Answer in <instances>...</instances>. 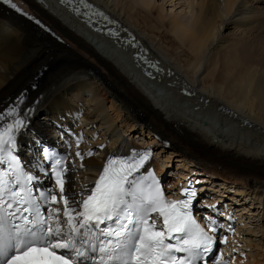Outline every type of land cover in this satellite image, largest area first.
<instances>
[{
    "label": "bare ground",
    "instance_id": "1",
    "mask_svg": "<svg viewBox=\"0 0 264 264\" xmlns=\"http://www.w3.org/2000/svg\"><path fill=\"white\" fill-rule=\"evenodd\" d=\"M20 1L68 46L58 45L0 5V111L16 108L15 116L5 115L0 122L25 120L27 126L18 137L22 145L31 131L51 137L50 124L82 134L87 149L80 151L86 156L68 167L65 187L70 197L76 193L75 200L82 198L84 186L92 187L108 156L141 151L143 145L124 136L121 127L125 133L151 134L145 143L152 147L166 144L175 149V161L186 164L172 172L187 171L180 176L188 175L201 185L207 181V191H230L264 210V12L245 13L259 8L254 3L264 5V0H197V10L187 20L175 13L160 14V7L150 0H90L136 38L122 44L137 41L136 47L159 59L161 69L149 80L155 88L118 56L129 61L134 48L123 51L109 44L54 0ZM226 29L232 34H223ZM2 102L11 106L1 108ZM40 111L42 120L37 117ZM147 164L161 169L153 159ZM166 180L169 186L178 185ZM258 213L260 218L264 215ZM236 235L234 239L241 238ZM258 245L252 264H264V242ZM243 263L244 257L238 256L231 262Z\"/></svg>",
    "mask_w": 264,
    "mask_h": 264
},
{
    "label": "snow or ice",
    "instance_id": "2",
    "mask_svg": "<svg viewBox=\"0 0 264 264\" xmlns=\"http://www.w3.org/2000/svg\"><path fill=\"white\" fill-rule=\"evenodd\" d=\"M4 3L20 10L11 0ZM5 115L15 116L16 108L0 114V120ZM26 126L25 120L16 117L0 127V163L7 162L9 167V171H0V264H85L89 260L92 264H196L212 251L214 237L192 214L196 190L184 188L181 194L186 198L169 200L152 170L147 176L137 175L151 159L150 149L108 156L94 186H84L86 191L80 193L82 199L77 205L73 198L76 193L70 197L65 187L68 169L64 158L44 148V159L53 161L51 178L55 188L34 196L32 183L37 177L25 171L13 154L18 146L16 134ZM76 155L83 159L79 151ZM6 199V207L15 206L16 212L6 211ZM38 199L48 205L47 215L41 213ZM61 202L63 209L52 206ZM153 213L158 214L157 218ZM16 220L20 223H14ZM106 222L109 226L101 228ZM214 225L212 221V232L216 231ZM81 236L95 238L90 251L99 252L98 262L88 256L84 245L90 241L80 240ZM169 239L175 243H169ZM220 242H226V238ZM215 264H220L219 257Z\"/></svg>",
    "mask_w": 264,
    "mask_h": 264
},
{
    "label": "rangeland",
    "instance_id": "3",
    "mask_svg": "<svg viewBox=\"0 0 264 264\" xmlns=\"http://www.w3.org/2000/svg\"><path fill=\"white\" fill-rule=\"evenodd\" d=\"M151 2V5H153L154 7H157V8H159L160 7V10H159V12H160V14H162V15H166L167 13H175V14H177V15H179L181 18H183V19H185V20H187L190 16H191V14L192 13H194L196 10H197V5L195 4V2L197 1V0H150ZM248 2H249V0H248ZM138 4H141L140 2H138ZM194 4V5H193ZM250 4V3H249ZM253 5V4H252ZM254 5L255 6H257V7H259L258 9H254V10H250V11H248V12H245L246 14H248V15H250L251 13H253V14H257V13H259V11H262V12H264V7H263V5H261V4H257V3H254ZM252 7V6H251ZM263 9V10H262ZM166 13V14H165ZM261 14V13H260ZM165 19H166V17H165ZM62 21V20H61ZM231 27V26H230ZM231 31H233V30H230V29H226V30H223L222 31V33L223 34H228V35H230V34H232L231 33ZM88 35V34H87ZM87 35H85V38H87L88 40H90L91 41V39H90V37H88ZM53 39V38H52ZM54 40V39H53ZM58 45H60V46H64V45H66V46H68V43L67 42H65L64 41V45H61L60 43H58L56 40H54ZM71 54H73V52H71ZM41 74V73H40ZM37 75V74H36ZM37 78H39L40 77V75H37L36 76ZM198 99V97L196 96L195 97V100H197ZM107 105L109 106L110 105V102H107ZM7 106H11V104H9L8 105V103H6V102H2V104H1V108H5V107H7ZM115 107V106H114ZM43 114H42V112L40 111L39 113H38V115H37V117H38V119L39 118H41V116H42ZM40 120H42V118L40 119ZM142 120L140 119V122H141ZM120 131H122V134L124 135V136H127L129 139H133V141H135V142H137L138 144H146L145 142H146V140H148V139H151V134H147L146 132L144 133V134H138V133H136V134H134V133H130V132H133L134 130H132V131H130V132H128V133H125V132H123V128H121L120 127ZM150 131V130H149ZM150 132H152L155 136H156V133L155 132H153V131H150ZM131 134V135H130ZM147 135H149V136H147ZM166 145V144H165ZM142 146V145H141ZM156 149L154 150L155 152H156V150H157V154H156V163H157V165H158V167H160L161 169H159V170H162V168L163 167H165L168 171H173L174 169H175V167H177V165H181V164H186L185 162H182V163H179L178 161H175V159L177 158V157H175L174 155H175V149H173V148H171V147H168V145H166V147H164L162 144H161V147H160V145H156V146H154ZM163 147V148H162ZM92 148L93 149H95V147H93L92 146ZM189 151H191L192 152V150H190V149H188ZM161 151V152H160ZM200 156V155H199ZM168 159H169V161H168ZM190 163H196V164H198V165H200L201 163H199V162H190ZM179 167V166H178ZM181 167V166H180ZM188 167H189V165H188ZM222 168V167H221ZM228 168V167H227ZM226 168V169H227ZM189 169H191L192 170V167L191 168H189ZM176 172H172L171 174H170V176H166L165 175V177H167V178H170L171 177V180H169V182H170V184L172 183L173 185L174 184H176V183H178L179 181H180V179H183V177L182 176H180V175H182L183 173H186L187 171H182V170H179V172H178V169L176 168ZM214 176H215V178H214ZM216 177H218V176H216V175H213V178L216 180V181H218L219 182V180L220 179H218V178H216ZM220 178V177H219ZM204 182H207V181H204ZM210 184H207V186H209ZM210 188V187H209ZM229 188H231V187H229ZM215 189V188H214ZM211 190V189H210ZM232 191H234V190H232ZM210 193V195L211 196H216V194H214V192H220V191H216V190H213L212 192L211 191H209ZM226 192H228V193H226V195L227 196H232V198H233V200H230V199H227V200H229V201H232V202H230L232 205H233V208H235L236 209V212L237 211H244V213L242 214L240 211H239V213H240V215L241 216H237V221H239V223H241L240 222V218L242 217L243 219H244V221H245V225H242L241 227H243V228H241L240 227V229L239 230H237V235H236V237H238V236H240L241 238H243V239H241V238H239L238 237V242H241V248H243V252L245 253L244 255L245 256H247L248 254V256H251V255H253V253L256 251V249H253V248H255L256 246L258 247L259 245H258V242L261 244V243H263L264 242V239H263V237H261V235L263 234V232H264V221H260L261 220V218L260 219H258V215H260L261 216V213H258V211H261V212H263L264 210H261L260 208H257V207H253V206H251L252 204L247 200L246 202H243V200L244 199H246L244 196H236L235 194H233L232 192H230V191H226ZM213 193V194H212ZM225 196V195H224ZM229 198V197H228ZM237 198V199H236ZM211 200H212V198H210ZM239 199V200H238ZM240 199H242V200H240ZM228 201V202H229ZM210 203H211V201H210ZM234 203H236V204H234ZM256 203H258L257 201L255 202V204ZM246 207H248V208H246ZM258 209V210H257ZM256 212V213H255ZM252 213H254V214H252ZM259 216V217H260ZM263 217H264V215H263ZM243 229V231H241ZM261 229H263V230H261ZM239 231V232H238ZM240 231H241V235H239L240 234ZM251 241V243L253 244V246H244L245 245V243H244V241L245 242H247V241ZM243 242V243H242ZM235 243V242H234ZM248 244V243H247ZM249 245V244H248ZM256 247V248H257ZM245 248L247 249L246 251H245ZM228 250H229V248H228ZM261 256V255H260ZM259 261V259H256V262H258ZM250 261H249V259H248V261H247V264L249 263ZM260 262V261H259ZM250 264H252L251 262H250ZM257 264H259V263H257Z\"/></svg>",
    "mask_w": 264,
    "mask_h": 264
}]
</instances>
